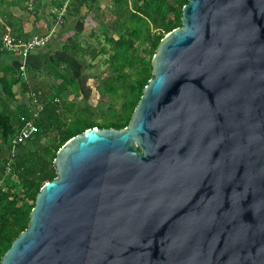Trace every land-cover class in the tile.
Wrapping results in <instances>:
<instances>
[{"label":"water","instance_id":"1","mask_svg":"<svg viewBox=\"0 0 264 264\" xmlns=\"http://www.w3.org/2000/svg\"><path fill=\"white\" fill-rule=\"evenodd\" d=\"M120 130L56 153L0 264H264V0H186Z\"/></svg>","mask_w":264,"mask_h":264},{"label":"trees","instance_id":"2","mask_svg":"<svg viewBox=\"0 0 264 264\" xmlns=\"http://www.w3.org/2000/svg\"><path fill=\"white\" fill-rule=\"evenodd\" d=\"M109 1L110 6L103 8L102 0H69L65 18L80 19L85 25L89 17L91 24L86 36L76 34L62 47L75 61L102 59L104 70L96 80L100 96L111 104L108 114L98 117L87 103L79 108L75 99L66 102L70 93L78 97L79 86L62 61L47 63L40 73L31 72L25 79L12 66L0 67V262L12 242L27 229L36 195L56 178L53 161L58 150L86 130H120L128 125L152 77V57L160 41L181 27L182 9L187 4L186 0ZM62 2L54 3V7ZM3 35L1 31L0 48ZM4 54L0 49V55ZM16 86L27 95V103H16ZM32 93L40 94V111L36 112L31 103ZM113 103L119 104L116 112ZM21 118L33 121L36 133L20 143L13 155L3 157L2 147H7L21 128Z\"/></svg>","mask_w":264,"mask_h":264},{"label":"crops","instance_id":"3","mask_svg":"<svg viewBox=\"0 0 264 264\" xmlns=\"http://www.w3.org/2000/svg\"><path fill=\"white\" fill-rule=\"evenodd\" d=\"M15 0H0V32L4 34L10 32L13 36L21 38H30L35 35H45L49 30L55 27L54 16L49 12L43 17H38V13L32 16L30 13L27 17L21 14H15L11 10L15 7ZM10 9V10H9ZM29 15V16H28ZM85 25L80 19L76 20L72 17L64 18V23L61 26H56L55 34L51 38L49 45L45 48H40L31 53L26 61L28 75L31 72H41L47 63L59 60L66 65L71 63L69 56H67L62 47L67 44L73 36L84 31ZM1 49V48H0ZM16 58L4 54L0 55V67L7 65L12 66L17 70ZM19 90V88L16 86ZM20 92V91H19ZM6 148V156L9 157L12 153L10 147Z\"/></svg>","mask_w":264,"mask_h":264},{"label":"rangeland","instance_id":"4","mask_svg":"<svg viewBox=\"0 0 264 264\" xmlns=\"http://www.w3.org/2000/svg\"><path fill=\"white\" fill-rule=\"evenodd\" d=\"M62 2L63 0H15L16 5L12 7L15 14H21L27 17V14L30 13L31 16L35 13H38V17H43L47 15L52 8H54V3ZM110 6L109 0H102L101 7L106 8ZM10 10V9H9ZM86 13V10H82V15ZM29 16V15H28ZM91 24L89 17L87 18L84 31L81 33L86 36V33H89V28L87 25ZM71 63L67 66L70 68L71 73L77 79L79 86V95L76 98L73 94H69L66 98V102L70 103L75 99L76 106L79 108L84 107L87 103L93 111H95L98 117H101L103 114H108L109 104L108 99L102 98L100 96V87L99 83L96 80V77L99 76V73L104 70L102 66H100L102 59H96L92 62L90 59H85L83 62L77 60L70 59ZM13 93L15 94L16 103H27L28 98L27 95H22L19 90L14 87ZM16 103L11 106L14 107ZM113 111L116 112L119 108L118 103L112 104ZM1 156H6V148L2 147Z\"/></svg>","mask_w":264,"mask_h":264},{"label":"built area","instance_id":"5","mask_svg":"<svg viewBox=\"0 0 264 264\" xmlns=\"http://www.w3.org/2000/svg\"><path fill=\"white\" fill-rule=\"evenodd\" d=\"M69 0H64L59 7H54L51 10L52 16H54L55 27L61 26L64 23V18L67 12ZM55 27L49 30V32L45 35H35L30 38H21L13 36L10 32L5 33L1 37V50L14 58H16L17 64V72L19 77L25 79L27 72L26 61L28 57L37 49L45 48L49 45L51 38L55 34ZM31 103L36 107V112L40 111L39 104V93L30 94ZM21 128L17 132V134L12 137L9 141L8 147L12 150L11 155L14 154L17 147L20 143L26 142L30 140L36 133V128L31 120H25L24 118L20 119ZM8 172V170H7Z\"/></svg>","mask_w":264,"mask_h":264}]
</instances>
